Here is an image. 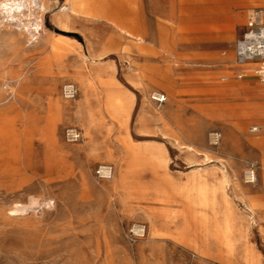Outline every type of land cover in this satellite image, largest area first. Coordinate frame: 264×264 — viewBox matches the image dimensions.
<instances>
[{
	"label": "rangeland",
	"instance_id": "374dc122",
	"mask_svg": "<svg viewBox=\"0 0 264 264\" xmlns=\"http://www.w3.org/2000/svg\"><path fill=\"white\" fill-rule=\"evenodd\" d=\"M100 3L143 40L68 0H0V264H264V84L220 80L250 9L184 56L170 0Z\"/></svg>",
	"mask_w": 264,
	"mask_h": 264
},
{
	"label": "crops",
	"instance_id": "0c3cea01",
	"mask_svg": "<svg viewBox=\"0 0 264 264\" xmlns=\"http://www.w3.org/2000/svg\"><path fill=\"white\" fill-rule=\"evenodd\" d=\"M68 2L70 6L67 10H69L70 17L93 16L98 19L111 21L118 30L128 36L136 37L139 41L143 40L140 36L141 30L139 28L130 29L124 27L115 12L110 10V7L101 4L100 0H68ZM255 2L256 0H170V42H181L182 53L180 54L184 56H212L216 51L214 49L216 44L222 43L223 41H230L233 38L234 32L231 29H227L228 26L238 23L239 20L244 21L246 16L245 11L250 9L242 34L244 33L247 23L255 10ZM239 9L242 10L241 13ZM196 45L202 47V49L192 50ZM107 46L110 47L111 42L106 44L104 48ZM170 49L173 48L170 46ZM253 68L254 66L251 67L250 64L239 67L235 63L233 74L231 76L223 75L220 77V80L224 81L222 80L224 76L234 78L237 72H244L245 77L249 75L253 77ZM258 126L262 127L261 125ZM251 127V132H260L252 131ZM260 159H264V152L260 153Z\"/></svg>",
	"mask_w": 264,
	"mask_h": 264
},
{
	"label": "built area",
	"instance_id": "2783aa9c",
	"mask_svg": "<svg viewBox=\"0 0 264 264\" xmlns=\"http://www.w3.org/2000/svg\"><path fill=\"white\" fill-rule=\"evenodd\" d=\"M235 63L239 67L254 64V75L264 84V11L254 10L252 17L247 23L246 30L237 40L235 45ZM245 77L244 72H237L234 76L236 79ZM231 77L224 76L222 80L227 81ZM62 94L65 99H74L78 94V87L74 82H67L63 85ZM153 98L158 103L166 101L164 93L155 92ZM252 131H261L262 127L255 125L251 127ZM67 139L78 141L83 138L82 131L78 127H70L66 132ZM221 134L214 132L211 136V142L214 145L219 144ZM261 165L258 162H249L245 168L243 179L246 183L254 184L258 180L259 169ZM113 167L111 165L100 166L97 169V175L101 178L112 176Z\"/></svg>",
	"mask_w": 264,
	"mask_h": 264
},
{
	"label": "bare ground",
	"instance_id": "6f19581e",
	"mask_svg": "<svg viewBox=\"0 0 264 264\" xmlns=\"http://www.w3.org/2000/svg\"><path fill=\"white\" fill-rule=\"evenodd\" d=\"M75 3H77V2H75ZM74 4V3H73ZM80 4V3H79ZM72 5V4H71ZM70 6V5H69ZM75 6H76V4H75ZM75 6H74V8H75ZM87 6V5H86ZM132 35V34H131ZM141 38V37H140Z\"/></svg>",
	"mask_w": 264,
	"mask_h": 264
}]
</instances>
